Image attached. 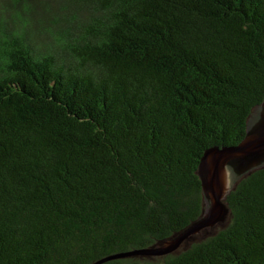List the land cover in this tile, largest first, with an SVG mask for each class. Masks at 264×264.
I'll list each match as a JSON object with an SVG mask.
<instances>
[{
  "label": "trees",
  "instance_id": "1",
  "mask_svg": "<svg viewBox=\"0 0 264 264\" xmlns=\"http://www.w3.org/2000/svg\"><path fill=\"white\" fill-rule=\"evenodd\" d=\"M263 99L264 0H0V264L177 236L205 210L203 153ZM223 201L171 252L99 264H264V161Z\"/></svg>",
  "mask_w": 264,
  "mask_h": 264
},
{
  "label": "water",
  "instance_id": "2",
  "mask_svg": "<svg viewBox=\"0 0 264 264\" xmlns=\"http://www.w3.org/2000/svg\"><path fill=\"white\" fill-rule=\"evenodd\" d=\"M245 137L237 144L213 146L207 149L198 166V173L203 183L206 202L202 217L177 236L166 240L156 247H144L114 253L90 264H99L106 259L136 254L160 255L176 249L190 234L198 232L223 220L227 208L223 201L237 174L264 161V99L254 110ZM231 160H235L228 166Z\"/></svg>",
  "mask_w": 264,
  "mask_h": 264
}]
</instances>
